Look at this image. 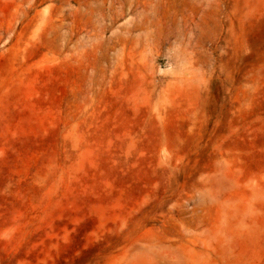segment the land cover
<instances>
[{
	"label": "rangeland",
	"instance_id": "1",
	"mask_svg": "<svg viewBox=\"0 0 264 264\" xmlns=\"http://www.w3.org/2000/svg\"><path fill=\"white\" fill-rule=\"evenodd\" d=\"M119 1L0 0V264H264V0Z\"/></svg>",
	"mask_w": 264,
	"mask_h": 264
},
{
	"label": "bare ground",
	"instance_id": "2",
	"mask_svg": "<svg viewBox=\"0 0 264 264\" xmlns=\"http://www.w3.org/2000/svg\"><path fill=\"white\" fill-rule=\"evenodd\" d=\"M105 1H107V0H105ZM104 0H102V2H103V4H104V2H105ZM115 1L118 3L117 5L119 6V9H120V11H121V8H123L122 10H124L125 9V5H124V3H120V1L119 0H111V6H110V12H109V14L111 15V16H109V20L110 21H112V22H114L115 21V19H116V17H117V15H118V11L116 10L115 11V7H114V3H115ZM124 1V0H123ZM126 1V0H125ZM79 2V1H78ZM102 2H101V4H102ZM101 4H99L100 6H101ZM105 5V4H104ZM104 5H102L101 6V8H100V6H99V12L101 13L106 7L104 6ZM130 5H131V3H130ZM105 8H104V7ZM104 8V9H103ZM97 9V8H96ZM95 11V10H94ZM121 12H123V11H121ZM107 13H105V14H102L101 13V17H102V19H106V15Z\"/></svg>",
	"mask_w": 264,
	"mask_h": 264
}]
</instances>
